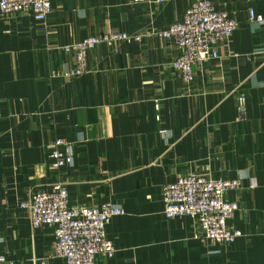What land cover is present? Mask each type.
I'll return each instance as SVG.
<instances>
[{"label":"crops","instance_id":"crops-1","mask_svg":"<svg viewBox=\"0 0 264 264\" xmlns=\"http://www.w3.org/2000/svg\"><path fill=\"white\" fill-rule=\"evenodd\" d=\"M238 27L219 56L185 84L179 50L158 34L191 0H52L47 19L0 10V255L5 264H67L55 254L52 227H33L36 189L60 179L69 206L111 202L124 213L107 226L113 257L96 264H264V0H212ZM140 40L99 45L88 71L73 75L63 47L110 32ZM247 96L248 116L237 112ZM57 137L71 163L57 172ZM197 172L240 178L226 194L239 209L228 225L242 235L222 244L196 238L190 216L164 214V187Z\"/></svg>","mask_w":264,"mask_h":264},{"label":"built area","instance_id":"built-area-1","mask_svg":"<svg viewBox=\"0 0 264 264\" xmlns=\"http://www.w3.org/2000/svg\"><path fill=\"white\" fill-rule=\"evenodd\" d=\"M162 3L164 0H137ZM4 14H28L36 20H45L52 11V0H0ZM250 20L263 21L264 17L250 10ZM237 21L226 11L218 9L212 0H191L179 21L158 32L172 39L179 50L173 62L185 84H190L195 68L219 56V49L237 29ZM141 35L110 32L88 36L63 47L75 57L73 75L88 71V54L99 45L112 46L122 41L140 40ZM237 112L247 119V96L240 94ZM70 144L57 137L49 153L52 169L59 172L71 163ZM241 179L211 178L197 172L180 176L164 187V214L168 218L190 216L198 224L196 238L230 244L242 235L240 230L228 225V220L239 209L236 200L226 194L241 188ZM28 209L33 227L48 225L55 235V254L67 264H96L99 255L113 257L115 244L107 237V226L124 210L111 202L101 206H69V191L64 181L57 179L50 190L36 189L29 200L22 202ZM6 258L0 255V264Z\"/></svg>","mask_w":264,"mask_h":264}]
</instances>
